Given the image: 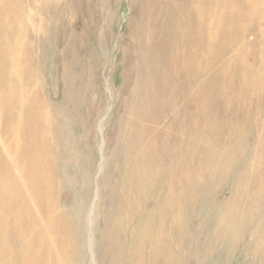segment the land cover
<instances>
[{"label": "rangeland", "instance_id": "rangeland-1", "mask_svg": "<svg viewBox=\"0 0 264 264\" xmlns=\"http://www.w3.org/2000/svg\"><path fill=\"white\" fill-rule=\"evenodd\" d=\"M22 6L24 17L9 28H20L15 40L32 52L33 75L52 106L43 117L48 147L59 137L62 120L52 111L59 104L67 120L60 147L69 142L81 157L76 167L62 148L53 160L69 176L53 197L64 207L80 205L89 224L85 264H119L131 249L99 219L108 204L117 205L109 194H117L114 163L122 167L124 148L139 151L137 136L153 140L150 164L162 170L160 264H264V0H22ZM228 16L242 34L227 37ZM144 96L161 102L153 118L138 113Z\"/></svg>", "mask_w": 264, "mask_h": 264}, {"label": "bare ground", "instance_id": "bare-ground-1", "mask_svg": "<svg viewBox=\"0 0 264 264\" xmlns=\"http://www.w3.org/2000/svg\"><path fill=\"white\" fill-rule=\"evenodd\" d=\"M11 3H14L16 6L14 9L11 8ZM23 17L22 0H10V3L9 0H0V264H85L84 242L86 243L87 239L83 231H87V226L89 224H84L85 216L79 213L80 205L74 204L69 208L64 207L53 197L55 191L61 187V182L65 181L67 183L66 180L69 179L68 175L67 178H63L66 177V175L63 174L64 171L62 172L59 166H57V163L54 164L53 160L55 158L57 160L58 156H62V148H64L66 155L68 150H70L71 155L69 153V158L76 167L80 166L81 157L78 152H75L73 146L68 144L69 142H64L65 144L60 147V141L66 137L65 127L67 120L65 121V115L62 113V108L58 103V108H53L52 111L57 114V118L61 119L62 124L64 123L65 125L63 129L61 127L62 124L59 125V137L57 136V140L55 139V144H57H54L51 149L48 147L47 138H45L44 133L47 128L45 127L43 117L45 115L46 106H52L50 102L47 104L45 101L43 95V85L40 86V83L38 84L33 75L32 64L34 61L31 58L32 52L27 49L25 41L20 43L15 40V36L19 35L21 31L20 28L16 29V31H14V28H9L10 23H13L14 20L16 21L17 19H22ZM225 23L228 26L226 28V31H228L227 37H230L234 31L238 32V34L243 33L244 28L239 29V31L234 29V21L231 16H228L225 19ZM254 27L255 26L252 28L254 29ZM261 29L262 28H260V30ZM241 40H243V38ZM239 46H241L240 43ZM243 46H245V44ZM245 48L246 47H244L243 50H245ZM260 48H262V46ZM65 54L64 56L67 55ZM262 54L264 55V51ZM260 58L258 60H260ZM262 58L264 59V57ZM79 61H81V59ZM89 63L91 64V62ZM89 81L91 80L89 79ZM156 91L158 92V90ZM141 101V110L138 111V113L141 112L145 116L151 115L152 111L155 110V107H158L161 103H159V99H157V97L156 99H148L144 96ZM62 103L65 106L64 101ZM143 103H145V105ZM161 116L163 117L162 111L160 113V118ZM61 134L64 135L61 137ZM137 137H139L137 138L138 146H141L139 151L136 152L134 149L130 151L129 148H124L123 154L120 157V165L122 167L118 169L119 165L114 163V169L118 173V175H113V179L115 180L113 184L116 186L117 194L116 192H113V189H110L111 193L109 194H111V199L113 198L114 203L117 205L113 208L112 204H108V207L106 208L108 211H106L107 215L104 218L101 217L99 220L102 222L105 229L109 227V225L112 226L114 232H116V237L120 235L129 239L131 249L128 250V255L125 258H122L119 264H160L162 249L160 247V243L163 231L161 229L163 205L161 191L163 186L158 180L161 177L162 170L159 164H150L153 156L152 154H149V151L153 149L155 144L153 143V140H149L147 137L144 139V136ZM51 151L54 155L53 157L51 156ZM55 152L56 156L54 154ZM57 153L59 155H57ZM178 155L179 154H177V156ZM146 157L147 160L142 163ZM82 158L86 161L85 164L89 166L91 161L87 158H90V156H84ZM188 164L190 165V163ZM169 167L168 169L165 168L168 172L170 170ZM91 171L92 170L88 168V170L86 169V171L81 175V180L84 185L90 181ZM173 173H175V171L171 172V174ZM119 175H123L121 176L123 178L120 179V177H118ZM174 177H176V174ZM169 178L168 181L170 180ZM172 180L173 179H171V182ZM152 181H158L155 188H153L155 184ZM170 185L172 186V183ZM171 186L170 188L172 189ZM187 188L192 190L190 189L191 187ZM97 189L98 192H100L99 188ZM109 194L106 195V200H108V197L110 196ZM109 201L112 203L111 200ZM150 203H152V207L150 209L146 208V206ZM105 204H107V202L103 203L101 207ZM172 210L175 212L174 209ZM230 221L232 222V220H228V222ZM234 221L236 225L237 220L234 219ZM218 223L220 222L218 221ZM105 236L107 237V235ZM114 239L115 238L109 239L107 248L108 251H112L110 247ZM162 245H164V243ZM165 251H163V253ZM169 259H173L172 256L169 257ZM110 264L114 263L111 262Z\"/></svg>", "mask_w": 264, "mask_h": 264}]
</instances>
